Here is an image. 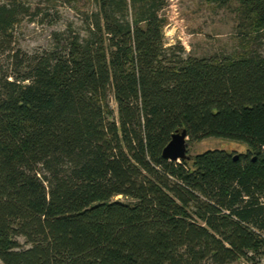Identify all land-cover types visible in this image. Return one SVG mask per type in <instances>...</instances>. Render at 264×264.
<instances>
[{"label":"trees","instance_id":"1","mask_svg":"<svg viewBox=\"0 0 264 264\" xmlns=\"http://www.w3.org/2000/svg\"><path fill=\"white\" fill-rule=\"evenodd\" d=\"M206 1L232 54L166 45L165 0H94L29 52L16 26L53 1H0L1 264L264 262V0ZM182 128L246 150L164 158Z\"/></svg>","mask_w":264,"mask_h":264},{"label":"rangeland","instance_id":"2","mask_svg":"<svg viewBox=\"0 0 264 264\" xmlns=\"http://www.w3.org/2000/svg\"><path fill=\"white\" fill-rule=\"evenodd\" d=\"M52 1L48 11L58 13L59 19L56 22H41L39 17L30 21L25 17L16 26V44L23 50L32 52L46 46L50 33L63 29L66 23L71 22L75 29L82 30L85 13L95 8L94 0H77L75 3L70 0ZM165 1L166 6L161 14L167 21L163 30L166 45L179 44L187 54L195 56L227 55L240 48L233 6H218L206 0ZM211 148L230 149L236 154L245 152L246 145L222 137H206L199 141L187 139V153L190 155ZM227 264L250 263L238 259Z\"/></svg>","mask_w":264,"mask_h":264},{"label":"water","instance_id":"3","mask_svg":"<svg viewBox=\"0 0 264 264\" xmlns=\"http://www.w3.org/2000/svg\"><path fill=\"white\" fill-rule=\"evenodd\" d=\"M187 130L182 128L180 130L174 131L169 141L162 149V156L169 160H180V159H189L190 155L187 153ZM264 157V151L262 152ZM238 154H234V159H237ZM255 156L253 157V160Z\"/></svg>","mask_w":264,"mask_h":264}]
</instances>
